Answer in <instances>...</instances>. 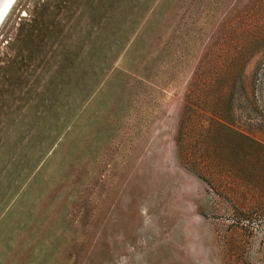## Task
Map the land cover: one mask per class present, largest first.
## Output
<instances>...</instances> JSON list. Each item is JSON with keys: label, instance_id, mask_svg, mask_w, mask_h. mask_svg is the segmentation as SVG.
I'll return each instance as SVG.
<instances>
[{"label": "rangeland", "instance_id": "1", "mask_svg": "<svg viewBox=\"0 0 264 264\" xmlns=\"http://www.w3.org/2000/svg\"><path fill=\"white\" fill-rule=\"evenodd\" d=\"M0 264H264V0H17Z\"/></svg>", "mask_w": 264, "mask_h": 264}, {"label": "water", "instance_id": "2", "mask_svg": "<svg viewBox=\"0 0 264 264\" xmlns=\"http://www.w3.org/2000/svg\"><path fill=\"white\" fill-rule=\"evenodd\" d=\"M13 0H0V21L8 10Z\"/></svg>", "mask_w": 264, "mask_h": 264}, {"label": "bare ground", "instance_id": "3", "mask_svg": "<svg viewBox=\"0 0 264 264\" xmlns=\"http://www.w3.org/2000/svg\"><path fill=\"white\" fill-rule=\"evenodd\" d=\"M16 2H17V0H13L11 5L9 6L8 10L6 11L5 15L3 16V18L0 21V27L2 26V24L5 21V19L7 18V16L10 14V12L13 9V7L15 6Z\"/></svg>", "mask_w": 264, "mask_h": 264}]
</instances>
